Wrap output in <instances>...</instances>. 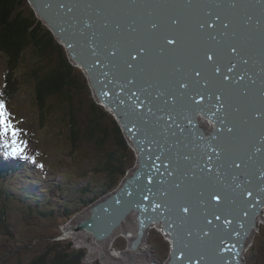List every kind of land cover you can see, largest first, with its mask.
I'll return each instance as SVG.
<instances>
[{
  "label": "bare ground",
  "instance_id": "obj_1",
  "mask_svg": "<svg viewBox=\"0 0 264 264\" xmlns=\"http://www.w3.org/2000/svg\"><path fill=\"white\" fill-rule=\"evenodd\" d=\"M27 1L36 18L65 45L73 64L88 79L93 97L116 118L136 156L143 154L150 165L153 163L151 171L145 172L133 165L122 177V190L102 193L98 200L81 208V213L73 214L79 223L72 220L68 222L70 225L66 223L68 235L79 239L93 258L91 261L86 256L84 263L198 264L193 249L201 244L214 264H239V260L247 264L246 252L264 223V148L261 147L264 119L257 122L255 129L254 125L245 126L244 121H249L245 118V108L238 105L236 109L233 102L225 103L218 98H224L229 81L233 83L235 76L243 75L248 83L255 84L259 95L253 93L249 98L245 95L244 102L258 103L252 113L264 106V74H258L264 66L258 60L264 51V40L255 33L253 39L259 47L255 49L260 54L253 55L248 48L237 47L239 50L235 52L227 51L231 57L225 62L221 60L225 56L211 52L204 41L213 38L209 12L215 14V7L225 20L218 28L220 34L232 33L240 39V35H248L252 30L248 25L255 30L253 24L257 19L264 22V0H252L251 9L240 0H166V6L158 7L159 19L164 21L165 11L171 10L172 14L168 12L166 17L174 16L179 21L191 19L193 26L200 27L194 34L183 32L180 48L174 47L171 54L172 60L158 45L152 44L144 52V43L134 42L136 35H144L149 25L138 23L123 9L120 10L124 17L119 11L110 12L106 19L98 18L99 23L93 25L86 14L93 12L90 16L95 17L96 10H103L105 5L97 4L100 0H95L92 6L88 0ZM117 1L113 4L106 0V4L118 7ZM113 15L127 28V34H118L113 28L110 22ZM241 19L246 29L238 26ZM152 30L154 34L161 33L156 26ZM201 30L210 34L203 37ZM199 52L213 59L201 66L204 56L198 58ZM168 103H174V110L166 108L165 114H160L163 122H145L149 107ZM223 113L230 122H216L217 115ZM245 147L250 148L243 151ZM198 159H202L200 163ZM237 165L244 171L245 180L252 179L253 185L240 181ZM226 192L231 193L232 203L240 199L239 205L248 206L249 213L241 219H230L232 203L228 202ZM249 193L252 198L246 199L244 196ZM216 196L220 199L216 200ZM184 208L189 211L184 212ZM234 211L237 215L241 213L236 204ZM81 224L84 228L78 233L76 229ZM151 228L169 242V253L163 260L152 255L145 234L148 231L150 235ZM119 234L131 235L127 238L128 248L122 252L111 250ZM193 241L191 249L188 245ZM233 256H236L234 260Z\"/></svg>",
  "mask_w": 264,
  "mask_h": 264
},
{
  "label": "rangeland",
  "instance_id": "obj_2",
  "mask_svg": "<svg viewBox=\"0 0 264 264\" xmlns=\"http://www.w3.org/2000/svg\"><path fill=\"white\" fill-rule=\"evenodd\" d=\"M15 2L21 5L25 16H32L33 9L27 0ZM39 30L41 35L36 40H40V44L24 54L22 66L16 67V74L7 71L9 65L5 54L0 52V100L5 102L11 122L20 130L19 140L31 149L13 157L21 167L26 164L28 167L23 169L32 172L35 179L31 182L25 177L26 173L5 182L0 178V264H29L43 257L46 258L45 264H52L64 254L80 255L82 261L87 258L93 261L81 241L70 237L72 234L67 235L63 228L71 220L72 223L80 222L73 212L81 213L87 200L93 203L103 192L117 188L116 192L122 186L121 182L124 183L123 172L136 167L139 156L107 106L93 97L88 79L73 64L65 45L47 31V25L42 24ZM148 50L144 46V52ZM205 54H198V58L204 56L201 66L209 62L208 54ZM64 63L72 65L74 70L70 78H63L65 82L59 85L54 98L47 99L51 101L45 104L48 109L40 114L33 104L36 101L35 85L52 74L61 79ZM7 74L13 78L12 87L16 89L7 88L5 93L8 96H4L5 81L2 79L5 80ZM4 140H10V137L0 136V149L5 152ZM21 157H25V163ZM9 162L6 158L0 164ZM120 167L124 170L121 171ZM45 176L52 183H45L47 185L43 188L38 181L41 184L47 182ZM21 179L28 190L20 187ZM33 185L39 186L35 188ZM151 229L150 235L148 231L145 234L152 246V255L163 260L169 250L167 240L155 228ZM119 236L111 250L122 252L128 248L127 238L131 235ZM245 258L247 264H264V223Z\"/></svg>",
  "mask_w": 264,
  "mask_h": 264
},
{
  "label": "water",
  "instance_id": "obj_3",
  "mask_svg": "<svg viewBox=\"0 0 264 264\" xmlns=\"http://www.w3.org/2000/svg\"><path fill=\"white\" fill-rule=\"evenodd\" d=\"M88 1H90L91 6L95 3V0H88ZM110 1L114 4L113 1H117V0H110ZM240 1L246 2L247 7L249 9L254 8L252 3H250L252 0H240ZM166 2H167L166 0H118L117 1L118 7L112 8V6H107L106 0H100L97 4L105 5V8L101 11L96 10L95 13H96V15L98 14V16L95 15V17L90 16L91 14H93V12L92 13L88 12L86 14V18L89 19L93 25L94 24L97 25L99 23L98 18H101L102 20H104V19H106V17H108L110 15V12H112V13L113 12L116 13V11L121 12V10L123 9L124 11L131 13L133 15L132 17L138 23H140V22L144 23L145 22L147 24L145 26L149 25V28H148V30H145L144 35H140V34L136 35L134 42L136 44L144 43V46H146L149 49H151L152 44L154 45V47H157V45H158V46H160L161 52L166 54V57L168 59L172 60L171 54L173 52V49H175L177 47L180 48L182 37L184 36L183 32H189V34H194L196 30L200 29V27L197 25L193 26L192 22H190L191 19H189V20L183 19L182 21H179L174 16H170L169 18L166 17L168 12L172 14L171 10L165 11L164 21L159 19L157 17L158 13H159L158 7L166 6L167 5ZM253 3L256 4L255 1H253ZM229 9L231 10V8H229ZM213 10H214L215 14L212 15L209 12L210 18L212 19L211 29L213 31V38L211 40H209L210 38H207L204 41V42L208 43L209 50L211 52L218 54V55H221V56H225V58L221 57V60L223 62L227 61L231 57L227 51L230 49H233V48H235L236 50H239V49H237V47H244L245 49L248 48L247 50L253 55H255L256 53L260 54V51L255 49V48H259V47H257L256 41H255V39H253V36L256 33V35L260 36V38L264 40V22L262 21L261 18L257 19V21L253 24L255 26V30L252 28L251 25H248L252 29L251 31H248V33H247L248 35H246L244 33L243 35H240V37H239L240 39H236L233 37L232 33H229V34L227 33V35H224V36L222 34H220L218 28L220 26H222L223 23H225V20L223 19L222 14L220 13V10H218V8L215 7ZM238 10L244 12L241 9H238ZM137 15L140 17H138ZM181 15H182V17H184L183 14H181ZM120 16L124 17V12H121ZM116 18L117 17H115L113 15V16H111V19H110V22L113 24V28H116L118 34L119 33L120 34H122V33L127 34V31H126L127 28H123L121 26L122 22L121 21L117 22ZM153 26L158 27L161 30V33L154 34L153 30H152ZM238 26H240L241 29H246L244 24H243L242 19L240 20V23ZM138 27H140V26L138 25ZM179 32H180V34H179ZM210 32H211V30H210ZM209 34L210 33L207 30H201L200 31V35H202L203 37H204V35L207 36ZM168 40H172V41H174V43L169 44L167 42ZM179 41H180V44H179ZM171 45H172V47H171ZM133 57H135L137 60H139V57L137 55H135ZM259 58L264 63V51L261 52L260 56L258 57V60H259ZM70 59H71V57H70ZM260 71L262 73L258 72V74L260 73V76H261L262 74H264V66L260 69ZM234 79H233V83H231L227 79L229 81L230 85H228V86L225 85V91H224L225 96H224V98H221L218 95L219 96L218 99L225 101V103L232 104V102H233V104L236 106L235 107L236 109H239L238 105H242L243 108H245L244 109L245 118L249 119V121H244V122H246V123H244V125L245 126L246 125H252V127L254 125V129H255V127H257V122H261L264 119L263 118L264 117V106H260V111H258L257 113L256 112L252 113V109H254L255 106L258 105V103H255V105H253L252 102H250V101L244 102L243 98H245V95L249 98L250 95L253 93L255 94V96H257L256 90H255L256 86L252 82L248 83L243 75H241V76L238 75V77L235 76ZM249 84H251V85H249ZM251 90H253V91H251ZM203 92L206 93V90H204ZM257 97H259V95ZM213 99L216 102V99L215 98H213ZM173 105H174V103H172V104L168 103V104H163V105L156 106V107H149V111L147 112V114L145 116V122H148L149 124H151L152 122H163L161 120L160 114H165L164 110L166 108L167 109L172 108L174 110V108L172 107ZM241 111L243 112V110H241ZM233 112H235L237 114L236 110H233ZM176 113H177V111H176ZM217 116H218V118L216 117V119H217L216 122H230L227 119V116H228L227 114L224 115V113H223L221 116H219V115H217ZM173 117H176V116H173ZM176 121H177V119H176ZM168 122H170V121L168 120ZM142 132L143 131L140 132L139 130H137V133H142ZM262 133L264 136V131H262ZM261 147L264 148V144ZM248 148H250V147H248ZM248 148L245 147L243 149V151L247 150ZM202 159H204V158H202ZM202 159H198L197 162L200 163ZM138 160H139V163H137V165L139 168H143L144 172L147 171V169L151 171L150 168L153 165V163H152V165H150L151 162L149 163V161L144 158L143 154H139ZM263 164H264V161H263ZM235 170H236V172L239 171L238 177H242V180H240L241 182H245V181L247 182L248 181L249 183L251 182L250 183L251 185L254 184L252 182V179H251V181L245 180V178L243 177L244 174L242 173L244 171L240 170L238 167L235 168ZM262 180H264V178ZM234 181H235V177L232 178L233 183H234ZM239 182H238V184H239ZM195 187H200V186H195ZM219 188H220V186H219ZM119 189L122 190L123 186H121ZM226 194H227V197L229 200L228 202L230 203L231 202V193H229V194L226 193ZM244 197L246 199L249 197L252 198V194L250 196L248 194H246ZM240 201H241L240 199H237L236 203H238ZM235 204L234 203L230 204V206H232L230 219H232V218L241 219V216H245L244 212L242 211L241 213H239L237 215V213H235V211H234V205ZM252 210L254 212V208H252ZM109 219L111 220L112 218L109 217ZM66 227L63 228V230L68 235L69 229H67ZM83 228H82V224H81L79 229H78L79 230L78 232L83 231ZM94 233L97 234L96 231H94ZM226 234H228V233H226ZM192 244H194V241L190 245H188V247L191 249H193V246H194ZM183 250H185L184 247H183ZM193 250L196 253V260H198V264H214L212 261H210V259L207 256L204 257L205 252H204V249L201 247V244H199L198 246H195ZM184 254H186V253H184ZM236 256H233V260H234V257H236ZM195 264H197V262Z\"/></svg>",
  "mask_w": 264,
  "mask_h": 264
},
{
  "label": "trees",
  "instance_id": "obj_4",
  "mask_svg": "<svg viewBox=\"0 0 264 264\" xmlns=\"http://www.w3.org/2000/svg\"><path fill=\"white\" fill-rule=\"evenodd\" d=\"M21 8H22L21 5L18 2H15V0H0V52L1 51L4 52L6 62L9 65V70L7 71L9 72L11 71L12 74H16L18 72L16 68L17 66L19 68L20 66H22V62L25 57L24 54H27L30 51V49H32L31 47L34 48L38 46V44H40V40H36V39H38L39 36L41 35L39 33L40 31L39 27H41L42 23L36 18L33 10H32L33 11L32 16L29 17L28 15L25 16V13L21 10ZM43 45L44 44H42V46ZM65 65L66 66H62V71L64 72H63V77L61 79L59 78V76L56 77L57 75L53 76L52 74L51 76H49V78H42V80L36 83L35 90H33L35 91L34 97L36 101H33V104L39 110L40 114L44 110L48 109L47 105L45 104L46 102L49 103L51 101H48L47 99L49 97L54 98L55 92L60 89L59 85L65 82L63 78L64 77L70 78L69 75L74 70L73 66L68 64ZM12 82H13V78L10 75L8 77L7 74L5 86H4L5 87L4 96H8L5 93V90L7 88H11L12 91L16 89V87H12ZM68 93L71 96L69 91ZM51 110L52 109L49 108V111ZM38 118L39 120L41 119L40 116ZM41 120L42 122H44L43 119ZM27 167H23V168H27ZM122 170H124L123 167L121 168V171ZM123 173L124 175H126L127 171H124ZM26 177H28L31 180V182L35 181L33 173L30 171L26 172ZM8 179L11 178L8 177L6 180ZM22 181H23L22 179L19 181L20 187L27 188L25 186L26 183L24 182L23 184ZM45 183L47 182H44V184ZM38 184L41 187L44 186V184H41V181H38ZM30 187H32V185H30ZM60 189L62 190L61 187ZM26 190H28V188ZM22 191L25 190L22 189ZM1 193L2 192H0V194ZM88 203H90L89 200H87L86 203H84L83 207L81 208H84ZM74 213L75 212H73V214ZM68 255L70 254L67 255L64 254L63 257L58 258L52 264H85L84 261H82L83 258L81 259L80 255H77V257H74L73 255L72 256H68ZM45 261L46 258L43 257V259L34 260L29 264H45L44 263Z\"/></svg>",
  "mask_w": 264,
  "mask_h": 264
},
{
  "label": "snow or ice",
  "instance_id": "obj_5",
  "mask_svg": "<svg viewBox=\"0 0 264 264\" xmlns=\"http://www.w3.org/2000/svg\"><path fill=\"white\" fill-rule=\"evenodd\" d=\"M169 44L174 43L172 40L167 41ZM233 52L236 51L235 48L232 49ZM208 60L213 59L212 56L206 57ZM216 71H219L217 68ZM196 75H200L199 72H196ZM20 130L15 127V125L11 122L10 114L6 109V104L3 100H0V136L2 137H10V140L3 141L4 149H7V154L11 156L23 155L25 150V145L19 140ZM34 162V161H33ZM239 167V165H237ZM251 195V193H249ZM216 200H219L220 197L216 196ZM184 212H188V208L183 209ZM219 219V217H216ZM210 223V221H209Z\"/></svg>",
  "mask_w": 264,
  "mask_h": 264
},
{
  "label": "flooded vegetation",
  "instance_id": "obj_6",
  "mask_svg": "<svg viewBox=\"0 0 264 264\" xmlns=\"http://www.w3.org/2000/svg\"><path fill=\"white\" fill-rule=\"evenodd\" d=\"M121 85H123V83H122ZM167 243H168V245H167V246L169 247V242L167 241ZM168 253H169V250H168Z\"/></svg>",
  "mask_w": 264,
  "mask_h": 264
}]
</instances>
